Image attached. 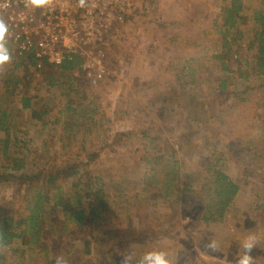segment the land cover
I'll return each mask as SVG.
<instances>
[{
  "label": "rangeland",
  "instance_id": "obj_1",
  "mask_svg": "<svg viewBox=\"0 0 264 264\" xmlns=\"http://www.w3.org/2000/svg\"><path fill=\"white\" fill-rule=\"evenodd\" d=\"M230 2L146 0L144 13L134 18L124 36L109 39L108 74L98 86L87 88L81 70L75 71L81 94L67 90L66 84L51 92L40 85L37 93L46 100L38 106L51 110L46 123L59 118L69 98L81 106L79 114L92 110L79 119L85 124L83 133L74 132L75 142L62 133V123L42 130L33 126L27 112L15 114V126L23 130L22 149L31 150L28 161L38 162L40 168L46 161L83 163L84 179L101 178L111 196L104 233L82 234L64 221L52 227V239L63 241L58 251L66 264H120L125 255L135 264L153 250L165 251L172 264H236L237 253H243L240 245L249 235L258 239L251 253L254 264H264V215L255 210L264 187V138L258 130L264 117V77L253 75V61L245 51L255 34L254 10L264 0H243L244 38L235 50H244L238 54L240 62L251 61L247 69L238 66L239 72H249V82L222 72L214 59L223 44L222 9ZM236 56L226 62L237 69ZM125 133L129 135L118 140ZM43 145L45 159L38 157ZM151 154L160 161L174 157L183 175L199 173L197 178L206 174L203 157L213 155V168L230 176L240 189L224 220L203 223L200 202L186 194L177 204L156 203L144 193V164ZM185 179L184 175L177 183L180 190L190 186ZM11 194L12 190L3 191L0 201ZM154 203L158 207H152ZM212 240L218 244L215 253L206 247ZM8 255L10 264H55L56 258L46 260L38 252Z\"/></svg>",
  "mask_w": 264,
  "mask_h": 264
},
{
  "label": "trees",
  "instance_id": "obj_2",
  "mask_svg": "<svg viewBox=\"0 0 264 264\" xmlns=\"http://www.w3.org/2000/svg\"><path fill=\"white\" fill-rule=\"evenodd\" d=\"M246 14L243 0H231L230 4L223 7L219 24L222 29V50L214 59L219 60L222 72L249 82V72H239L238 66L247 69L251 61L240 62L238 54L244 53V50H235L238 42L244 38L242 30ZM253 20L255 34L245 51L251 55L254 66L251 65L249 69L253 68V75L264 77V3L254 10ZM238 46L241 47L240 44ZM9 49L11 50L10 47ZM233 54H237L234 59L237 69L226 62L227 57L231 58ZM11 60L12 64L8 63V67L0 71V195L5 190H12L11 197L0 201V264H10L8 253L24 257L28 252H38L46 260L51 256H61L62 252L58 251V247L63 241L52 239L51 229H54L52 227L55 223L64 221L65 225L75 226L86 235L97 230L104 233V228L110 222L108 210L111 209L108 207L111 196L104 188L106 184L101 178L84 179L83 163L64 161L57 165L46 161L40 168L38 162L28 161V151L31 150L22 149L24 143L19 136L23 130H18L15 126V114L27 112L33 126L42 127V130L62 123V133L67 135L68 140L75 142L74 134L83 133L82 127L85 124L79 119H86V114L92 110L88 108L82 110L83 114H79L81 106L77 108L76 101L69 98L59 112V118L46 123L45 119L51 110L46 105L38 106L45 102L46 97L37 93L40 85L49 88L48 92H51L55 87L66 84L67 90L81 94L80 89L75 86L78 78L75 74L78 70L75 61H67L56 68L47 59L40 62L33 51L15 54ZM83 84L86 87L88 85L84 80ZM223 87L226 88V82ZM82 88L84 89L83 85ZM65 117L67 119L64 120ZM258 130L261 131L262 140L264 117ZM128 135L125 133L118 140ZM43 146L38 157L45 159L47 151H44L46 145ZM23 151L26 152L25 157ZM150 156L145 159L144 164V193L150 194L156 203L161 201L177 204L181 203L182 196L186 194L200 202L203 223H219L224 220L240 189L230 176L213 168V155L202 159L206 161V174L202 178H197L199 173L184 174L190 185L184 190H180L177 185L184 176L180 172L179 162L174 157L160 161L161 157L153 154ZM138 198L142 200V196ZM257 199L255 210L264 215V187ZM156 203L152 207H158ZM86 245L87 253H90V242L87 241Z\"/></svg>",
  "mask_w": 264,
  "mask_h": 264
},
{
  "label": "built area",
  "instance_id": "obj_3",
  "mask_svg": "<svg viewBox=\"0 0 264 264\" xmlns=\"http://www.w3.org/2000/svg\"><path fill=\"white\" fill-rule=\"evenodd\" d=\"M145 7L146 0H87L84 8L78 0H56L51 7L29 9L23 0H0V17L9 25L13 54L33 51L56 68L75 61L87 84L96 87L108 74L109 39L124 36Z\"/></svg>",
  "mask_w": 264,
  "mask_h": 264
},
{
  "label": "clouds",
  "instance_id": "obj_4",
  "mask_svg": "<svg viewBox=\"0 0 264 264\" xmlns=\"http://www.w3.org/2000/svg\"><path fill=\"white\" fill-rule=\"evenodd\" d=\"M56 0H23L24 6L29 9L48 8L54 5ZM87 0H78L81 8L86 7ZM9 25L0 17V71L5 65L11 62L12 54L8 47ZM258 239L255 235L247 236L241 243L240 247L243 253H237L236 264H254L255 258L251 255L256 248ZM206 247L213 253L218 251V244L215 240L210 241ZM55 264H66L63 256L55 258ZM120 264H132V257L125 255L121 258ZM135 264H172L168 254L163 250H153L144 253L135 261Z\"/></svg>",
  "mask_w": 264,
  "mask_h": 264
}]
</instances>
